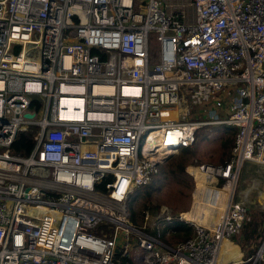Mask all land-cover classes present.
Listing matches in <instances>:
<instances>
[{"label":"built area","instance_id":"obj_1","mask_svg":"<svg viewBox=\"0 0 264 264\" xmlns=\"http://www.w3.org/2000/svg\"><path fill=\"white\" fill-rule=\"evenodd\" d=\"M212 126L236 128L231 153L188 166L189 209L133 222L134 192ZM245 161L264 164V0H0V264H264V233L221 260L247 218ZM175 220L193 232L166 242Z\"/></svg>","mask_w":264,"mask_h":264},{"label":"rangeland","instance_id":"obj_2","mask_svg":"<svg viewBox=\"0 0 264 264\" xmlns=\"http://www.w3.org/2000/svg\"><path fill=\"white\" fill-rule=\"evenodd\" d=\"M151 52L157 56L158 44L153 33L149 34ZM216 127H205L195 132V140L188 151L172 153L160 165L157 179L148 185L138 188L129 199L130 210L136 212L137 222H141V214L148 209L158 216L161 208H167L172 215L189 209L193 202L195 186L194 177L188 172L189 165L202 163H221L229 158L233 140L222 139V131ZM234 136V135H233ZM226 137V136H225ZM187 159L184 170L176 166L177 161ZM234 199H242L248 207L247 218L238 234L232 241L241 246L242 253L236 246L230 244L223 258L224 262L231 258H246L260 243L264 233V164L255 161H245L235 184ZM217 203L210 206V209ZM190 225V224H189ZM193 232V225H190ZM182 232L163 233L162 239L173 242L183 239ZM240 247V248H241ZM135 264H141L139 256Z\"/></svg>","mask_w":264,"mask_h":264},{"label":"trees","instance_id":"obj_3","mask_svg":"<svg viewBox=\"0 0 264 264\" xmlns=\"http://www.w3.org/2000/svg\"><path fill=\"white\" fill-rule=\"evenodd\" d=\"M218 127H219L218 130L222 131V134H221L222 139L225 138L226 140H230V139L231 141L233 140L234 138L233 135L236 132V128L234 126H218ZM34 132H35V127H29L26 130L19 131L11 144V149H10L11 152L16 153V154H21V155L28 154L34 145V136H33ZM181 150H182V153H185L188 151V147L183 148ZM187 161H188L187 159L183 158V160H181L180 162L179 161L176 162V166L179 167L180 170H184V164ZM156 175L157 174L154 175L152 180L157 179ZM129 207H130V203H129ZM131 218L133 222H137L136 212L133 210H131ZM173 228L177 232H182L185 235V237L189 236L192 231L190 225L182 220H175L173 223Z\"/></svg>","mask_w":264,"mask_h":264},{"label":"bare ground","instance_id":"obj_4","mask_svg":"<svg viewBox=\"0 0 264 264\" xmlns=\"http://www.w3.org/2000/svg\"><path fill=\"white\" fill-rule=\"evenodd\" d=\"M197 87L192 86V87H188L187 89L191 90L190 94L188 95V97L184 96L182 98V102H186L188 101V103L190 104L191 107V111H187L185 112V116L186 118H197L200 116L201 113V94L197 93L196 90ZM63 101H65L67 104H72V103H76V104H81V100L74 98V97H66L62 99ZM219 208L218 203L216 205H214L213 208L210 209V211L214 212L216 209ZM203 220V219H202ZM231 241H226L221 248V260L224 262L223 258L225 256L226 250L228 248V246L230 245Z\"/></svg>","mask_w":264,"mask_h":264},{"label":"crops","instance_id":"obj_5","mask_svg":"<svg viewBox=\"0 0 264 264\" xmlns=\"http://www.w3.org/2000/svg\"><path fill=\"white\" fill-rule=\"evenodd\" d=\"M230 244H232L233 247L236 246L238 248V250L240 251V253H242V250H244L241 246H239L238 244H236L234 241H231Z\"/></svg>","mask_w":264,"mask_h":264},{"label":"water","instance_id":"obj_6","mask_svg":"<svg viewBox=\"0 0 264 264\" xmlns=\"http://www.w3.org/2000/svg\"><path fill=\"white\" fill-rule=\"evenodd\" d=\"M32 115H33L32 112H25V116L30 117V116H32ZM167 157H169V156H167ZM167 157H165L164 160H165Z\"/></svg>","mask_w":264,"mask_h":264}]
</instances>
